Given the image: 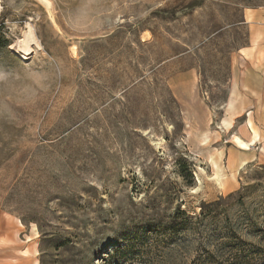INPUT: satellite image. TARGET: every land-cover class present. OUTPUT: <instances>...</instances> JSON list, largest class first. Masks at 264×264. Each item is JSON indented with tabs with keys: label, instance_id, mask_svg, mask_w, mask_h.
Segmentation results:
<instances>
[{
	"label": "rangeland",
	"instance_id": "rangeland-1",
	"mask_svg": "<svg viewBox=\"0 0 264 264\" xmlns=\"http://www.w3.org/2000/svg\"><path fill=\"white\" fill-rule=\"evenodd\" d=\"M264 0H0V264H264Z\"/></svg>",
	"mask_w": 264,
	"mask_h": 264
},
{
	"label": "crops",
	"instance_id": "crops-1",
	"mask_svg": "<svg viewBox=\"0 0 264 264\" xmlns=\"http://www.w3.org/2000/svg\"><path fill=\"white\" fill-rule=\"evenodd\" d=\"M244 23L250 28L252 41L264 38V2L255 8H247L243 12Z\"/></svg>",
	"mask_w": 264,
	"mask_h": 264
},
{
	"label": "bare ground",
	"instance_id": "bare-ground-1",
	"mask_svg": "<svg viewBox=\"0 0 264 264\" xmlns=\"http://www.w3.org/2000/svg\"><path fill=\"white\" fill-rule=\"evenodd\" d=\"M38 1H42L43 2V0H38Z\"/></svg>",
	"mask_w": 264,
	"mask_h": 264
}]
</instances>
